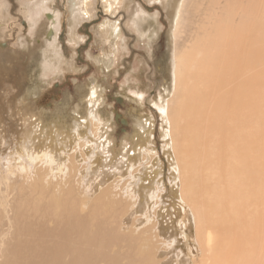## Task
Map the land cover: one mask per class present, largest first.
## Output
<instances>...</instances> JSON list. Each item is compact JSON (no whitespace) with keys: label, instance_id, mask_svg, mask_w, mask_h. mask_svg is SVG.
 <instances>
[{"label":"rangeland","instance_id":"rangeland-1","mask_svg":"<svg viewBox=\"0 0 264 264\" xmlns=\"http://www.w3.org/2000/svg\"><path fill=\"white\" fill-rule=\"evenodd\" d=\"M38 1L0 0L2 21L16 23L21 17L28 22L23 34L32 35L30 47L39 37L37 31L44 16ZM77 1L74 12H84L77 18L70 13V19H77L76 28L93 19L87 36L76 30L77 35L70 38L68 24L65 36L51 40L54 46L39 44L33 49L30 67L23 77L16 53L8 59L14 68L0 64V264H45V254L52 247L62 249L55 264H74L71 259L78 264H220L213 261L210 251L202 258L198 241L202 242V237H196L198 226H202L192 202L182 193L180 170L164 153L167 147L173 149L167 130L171 132L170 111L178 91L177 65L193 41L189 18H198L194 8L197 0ZM10 2L16 5V20L10 15ZM4 5L7 16L2 14ZM203 13L208 15V6ZM24 35L17 34L20 39L0 35V42L7 37V43L17 50L27 42ZM42 50L46 51V59L40 54ZM93 88L97 89L96 98L102 99L99 112L111 120L115 152L124 135L131 136L140 122H150L153 144L145 149L154 153L160 171L150 187L140 184L143 173L147 178L153 175L152 158L146 156L140 158L134 171L130 170L134 163L131 158L124 172L111 173L92 194L84 193L86 184L91 183L86 173L91 168L88 156L100 157L97 161L107 164V149L96 143V134L100 133H92L87 151L85 146L78 148L79 154L67 155L70 162L63 161L60 166L47 162L52 143L42 149L44 155L39 160L31 157L22 144L20 137L25 131L21 127L26 121L18 119L20 125L15 124L18 108L26 118L35 115L36 123L60 113L58 117L66 127L62 130L75 133L76 129L79 133L81 120L86 118L88 125L82 128L90 131L92 122L87 110L94 107L87 100ZM114 97L120 98V103ZM55 139L61 143L58 137ZM71 166L76 176L67 177ZM145 166L147 171L143 170ZM107 184L118 185L114 192L101 193ZM76 219L84 223L78 233L71 230ZM41 245L44 247L40 249Z\"/></svg>","mask_w":264,"mask_h":264},{"label":"bare ground","instance_id":"bare-ground-1","mask_svg":"<svg viewBox=\"0 0 264 264\" xmlns=\"http://www.w3.org/2000/svg\"><path fill=\"white\" fill-rule=\"evenodd\" d=\"M204 1L197 0L194 7L198 18H189L193 41L178 60L175 84L178 91L170 111L171 132L170 128L169 132L167 130L173 149L167 147L164 153L180 170L182 193L192 202L197 222L202 226H198V232L194 228L196 237H202V242L198 240L202 258L210 251L213 261L220 264H264V0H207L206 4ZM40 2L42 11L48 9L52 1ZM79 2L67 1L71 13ZM206 6L209 13L205 17L203 8ZM69 23L70 38H74L77 34L72 29L77 19L72 18ZM41 24L44 31L46 22L42 20ZM52 24L50 21L49 25ZM96 90L92 89L87 100V104L94 107L87 110L92 122L90 131L82 128L88 125L86 118L81 120L79 133L76 128L75 133L62 130L65 124L58 117L60 113L46 122L36 123L35 115L26 118L22 110H14L17 113L13 118L15 124H19L18 119H22V123L26 121L21 127L22 132L25 131L20 137L22 144L31 157L39 160L44 155L42 149L52 143L47 162L60 166L63 161L70 162L67 155L77 156L78 148L85 146L87 151L92 133H100L96 134V143L107 149L104 160L107 164L97 161L100 157L88 156L91 168L86 173L91 183L86 184L84 193L92 194L96 185L107 180L111 173L124 172L131 158L134 163L130 170L134 171L140 158L146 156L152 158L153 175L147 178L143 173L140 184L150 187L153 178L160 174L157 158L151 154L149 146L153 144L150 122L145 125L140 122L131 136L126 134L120 138L115 152L112 123L99 112L102 99L96 98ZM76 120L79 121L77 116ZM147 146L150 148L145 149ZM91 152L94 154L93 149ZM171 166L170 178L173 177ZM73 175L76 176V172L71 166L67 177ZM117 185L107 184L103 191L100 189L101 193L114 192ZM72 226L71 230L78 233L84 223L76 219ZM61 251V248L48 249L44 263H59ZM49 257L55 261L50 262ZM71 260L74 264L79 262Z\"/></svg>","mask_w":264,"mask_h":264},{"label":"flooded vegetation","instance_id":"flooded-vegetation-1","mask_svg":"<svg viewBox=\"0 0 264 264\" xmlns=\"http://www.w3.org/2000/svg\"><path fill=\"white\" fill-rule=\"evenodd\" d=\"M40 1L41 0H39L38 2H40ZM51 1L52 2H50V4L47 6L48 9H44V10L42 9L43 12L41 11V13H43V15H44L43 19H41V20H44L46 22V26L44 28V31L41 30V29H43L42 27H40V29H38V31H37V33L39 32L38 35H39V37H41V40L38 39L39 37L35 38L34 39L35 44L32 47H30V44L33 43L32 42V35H31V37H27L26 35L23 34V30L25 28L27 29V27H28V22H26L25 19L16 16L18 18V21L16 23L15 22H8L7 20L2 21V19H0V35L1 36H3V35L4 36H10V37H14L16 39L17 34L20 33V37L22 35H24L27 38V42L21 43V45H20L21 48L17 49V50L13 49L11 47V43H7V41H6L7 37L2 38L3 41H5V42H0V50H1L0 64L2 65V63H3L5 68H7V66L14 68V66L11 63H9L10 60L8 61V59L12 56L11 54L16 53L18 65H19V68L21 69V72H22L21 77H23L24 71H26V69H28L30 67L31 60L33 58V49L37 45L40 44L41 46H45V47L48 46V43L50 45H53L51 40H54V39L58 40L61 38L62 35L65 36V34L68 32V24L70 25L68 20H70L71 11H69V8L67 6V1L70 2V0H51ZM15 7H16V5H13L12 2L9 3V12H10L11 16H14L17 14ZM82 7L84 9L85 4H82ZM38 8L41 9V5ZM38 8H37V10H38ZM5 9L6 8L4 5L2 14H4V16H7ZM81 12H83V11L78 10V11H76V13L74 12L75 14L73 13L74 14L73 16L77 18L78 14ZM25 15H26V13H25ZM25 15L23 16L24 18L27 17V15L26 16ZM85 15H87V12H85ZM14 18H15V16H14ZM85 18H82V19H85ZM14 20H16V18ZM50 21H51V23H53L51 26L49 25ZM80 21H79V23H80ZM92 22H93V19L83 21L80 23V25L78 23L77 26L78 25L79 26L77 28L76 27L73 28L72 30L73 31H74V29H75V31L78 30L82 35L87 36ZM69 31H70V28H69ZM71 33H72V31H70V36H71ZM73 33H75V32H73ZM76 33H77V31H76ZM20 37H17V39H20ZM14 38L12 39L13 41L15 40ZM58 43H59V41H58ZM40 54L44 55V59H46L45 58L46 57V51L45 50H42L40 52ZM48 55H50V54L48 53ZM12 60L14 61L15 57H13ZM40 95L42 96V94H40ZM114 100L116 102L120 103L121 99L118 97H114ZM116 115H118V114L116 113Z\"/></svg>","mask_w":264,"mask_h":264},{"label":"water","instance_id":"water-1","mask_svg":"<svg viewBox=\"0 0 264 264\" xmlns=\"http://www.w3.org/2000/svg\"><path fill=\"white\" fill-rule=\"evenodd\" d=\"M122 121H123V123L125 122L123 118H122Z\"/></svg>","mask_w":264,"mask_h":264}]
</instances>
